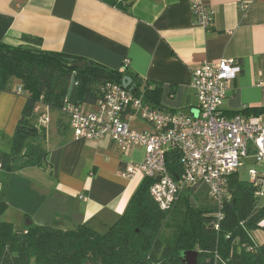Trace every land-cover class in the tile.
<instances>
[{
    "label": "crops",
    "instance_id": "obj_1",
    "mask_svg": "<svg viewBox=\"0 0 264 264\" xmlns=\"http://www.w3.org/2000/svg\"><path fill=\"white\" fill-rule=\"evenodd\" d=\"M108 1L0 0V41L111 70H121L129 61L140 78L160 84V106L175 112L197 108L194 70L233 59L242 72L230 86L223 112L231 116L264 109V0H253L247 13L240 0H206L214 10L209 29L195 23L194 0H133L127 10ZM13 89L0 93V151L5 153L11 151L27 102L26 94ZM37 111H49L51 117L44 126L47 164L18 171L0 168V200L9 206L3 220L17 230H26L27 220L64 231L79 225L98 233L109 230L145 180L141 174H123L127 164L143 161L145 151L123 153L109 138L77 139L60 110L39 105ZM140 128L134 129L151 130L147 123Z\"/></svg>",
    "mask_w": 264,
    "mask_h": 264
},
{
    "label": "trees",
    "instance_id": "obj_2",
    "mask_svg": "<svg viewBox=\"0 0 264 264\" xmlns=\"http://www.w3.org/2000/svg\"><path fill=\"white\" fill-rule=\"evenodd\" d=\"M124 1L108 2L127 10L133 0ZM78 61L84 60L0 41V91L12 90L18 81L27 96L11 151H0L2 169L18 171L47 164V132L38 123L39 105L60 111L66 104L93 105L101 98L104 83L122 84L129 76L136 84V94L142 93L147 103L163 109L160 84L143 80L125 66L111 70L87 60L92 69L72 68ZM97 73L106 74L108 80L97 78ZM73 77L75 84L69 96ZM259 111L246 109L236 114L251 116ZM178 157L175 152L168 155V169L176 178L181 172ZM230 181L234 198L225 208L220 231L212 226L207 201L195 198L193 206L189 194L170 210H161L151 196L153 180L149 178L137 189L125 213L104 234L86 225L72 231L34 224L17 230L3 220L9 206L0 200V264H184L182 255L188 252H198V264H264V242L258 243L253 235L256 230L264 231V206L257 205L255 188L249 182L241 181L237 175Z\"/></svg>",
    "mask_w": 264,
    "mask_h": 264
},
{
    "label": "built area",
    "instance_id": "obj_3",
    "mask_svg": "<svg viewBox=\"0 0 264 264\" xmlns=\"http://www.w3.org/2000/svg\"><path fill=\"white\" fill-rule=\"evenodd\" d=\"M252 2L240 0L239 7L247 13ZM192 12L196 24L206 29L212 26L214 10L206 0H194ZM241 72L242 67L233 59L204 63L194 70L192 87L197 108L189 114L157 109L145 101L142 93L136 94V85L126 89L110 82L101 86V98L93 110L66 104L61 113L68 118L77 139L109 138L123 153L142 148L143 161L127 164L123 174L128 178L141 174L153 180L150 193L163 211L170 210L183 195L189 194L199 202L206 199L212 210L208 214L212 226L220 231L225 208L234 198L230 180L239 177L244 159H253L255 164L249 183L255 188L257 205L264 199V109L251 116H227L223 112L230 86ZM13 90L26 94L22 86ZM136 116L151 130L132 128L129 122ZM49 122V111L42 112L39 125ZM171 152L179 155L178 178L168 169Z\"/></svg>",
    "mask_w": 264,
    "mask_h": 264
},
{
    "label": "water",
    "instance_id": "obj_4",
    "mask_svg": "<svg viewBox=\"0 0 264 264\" xmlns=\"http://www.w3.org/2000/svg\"><path fill=\"white\" fill-rule=\"evenodd\" d=\"M37 55H39V53H36ZM72 68L74 69H92V65L88 64L87 61H78L75 62L71 65ZM96 77L101 79L102 81H107L108 80V76L106 74L103 73H97ZM75 84V77L72 78V83H71V87L69 90V96H71L72 94V90ZM122 85L124 88H129L130 86H135L136 84L134 83L133 78L126 76L123 79ZM263 110H260L259 112L262 113ZM191 112V110H186L185 113L189 114ZM193 206L196 205L195 200H191ZM260 206L263 207L264 206V199L260 202ZM32 225V221L31 220H27L26 221V226H31ZM198 252H188V253H184L182 255V261L184 264H198Z\"/></svg>",
    "mask_w": 264,
    "mask_h": 264
},
{
    "label": "rangeland",
    "instance_id": "obj_5",
    "mask_svg": "<svg viewBox=\"0 0 264 264\" xmlns=\"http://www.w3.org/2000/svg\"><path fill=\"white\" fill-rule=\"evenodd\" d=\"M17 83L21 84L18 81H17ZM15 94H17V93L15 92ZM17 95H19V94H17ZM55 113H58V110H55ZM50 122H51V117H50ZM130 125L132 126V128L142 129V128H140V126L146 125V123L143 122L142 120L138 119V116H136L133 120L130 121ZM243 161H244V164L239 169V179L241 181L249 182V179H250L249 173H250L251 169L255 168V164L253 162V159H244ZM203 202H206V199H204ZM22 227H25V224H23ZM106 231H108V230H103L102 232H99V233L104 234V233H106ZM253 235H254V237L258 243L262 244L264 242V231L262 229L254 231Z\"/></svg>",
    "mask_w": 264,
    "mask_h": 264
}]
</instances>
